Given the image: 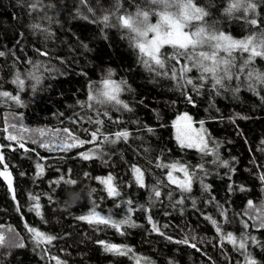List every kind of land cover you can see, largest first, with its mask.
Here are the masks:
<instances>
[{"label": "trees", "instance_id": "obj_1", "mask_svg": "<svg viewBox=\"0 0 264 264\" xmlns=\"http://www.w3.org/2000/svg\"><path fill=\"white\" fill-rule=\"evenodd\" d=\"M30 2L0 0V52L5 53L0 56V92L19 97L17 102L0 96V153L4 157L0 171L6 164L12 176L11 189L0 177V233L5 237L0 264H56L53 257L63 264H137V260L140 264H245V255L221 240L217 225L208 217L217 221L223 234L249 237L246 253L255 264H264V227L256 219L264 205V180L260 179L264 175V85L249 90L247 77L239 75L237 80L233 69L231 81L213 88L211 78L201 81L199 70L192 68L185 75L196 85L193 88L179 78V71L177 79L171 78L172 66L191 67L182 56L179 64L165 59V69L149 71L130 38L134 34L118 26L115 16H135L138 10H147L150 22L157 23V13L164 9L151 0H42L36 11H30ZM229 2L193 0L207 15L184 31L214 26L234 39L264 33V0H253L255 13L240 10L231 15L225 11ZM105 15L111 26H105ZM252 19L256 25L248 22ZM33 24H40V29ZM182 51L170 45L161 48L163 57ZM233 55L239 68L249 54L235 51ZM263 58L252 62L261 73ZM18 73L23 88L13 82ZM109 78L125 82L118 98L131 110L88 100L90 90L93 95L102 92V82ZM183 112L195 121L207 120L208 147L218 159L213 153L181 147L174 121ZM11 124L30 131L17 133ZM64 128L85 141L99 128L98 139L67 151H49L33 143L41 139L37 129ZM120 131L129 132L128 139L112 143ZM9 132L22 135L28 149L6 139ZM90 150L96 155L84 160L80 153ZM172 162L188 166L191 192L171 184L169 169L156 166ZM37 163L43 165L41 175H37ZM133 166L144 174L143 187L136 182ZM108 175L114 177L119 196H109L97 179ZM173 175L184 179L181 171ZM68 180H75V185H67ZM153 188L160 191L159 197ZM68 190L79 192V199L68 201ZM30 196H39L42 216L31 210L35 201ZM249 200L255 211L248 208ZM93 210L117 221L130 219L131 224L117 231L110 225L78 219ZM153 223L159 231L153 230ZM28 227L56 239L37 246ZM185 237L189 244L176 242ZM100 241L132 251L127 255L107 252Z\"/></svg>", "mask_w": 264, "mask_h": 264}, {"label": "snow or ice", "instance_id": "obj_2", "mask_svg": "<svg viewBox=\"0 0 264 264\" xmlns=\"http://www.w3.org/2000/svg\"><path fill=\"white\" fill-rule=\"evenodd\" d=\"M83 2V0H82ZM152 3L163 6V11L157 13L159 19L157 23H151L149 20L150 13L149 11L138 10L135 13V16L132 14L127 15H117L115 16L116 24L127 28L130 32L131 39L134 42V46L139 49L141 54V60L144 63L145 67L149 71L156 69H165V59H175L177 64H179V57H183L185 60L189 61L191 67L188 64L180 65L179 69L174 65L171 67V78L177 79V72L179 71V78L183 80L184 84L192 85L193 88H196V85L193 84L192 79L186 77V73L190 72L192 68H196L200 72V80L204 81L208 78H211L213 81V88H223L225 86V81H231L233 79V69L236 70V79L239 80V75L245 74V69L254 61L255 57H264V33H261L259 37L256 35L245 37L244 39H234L230 35H226L222 31H218L214 26H196L195 31H184L185 27H191L192 21H202L207 13L204 9L198 7L193 3V0H173V3H169L168 0H151ZM42 7V0H31L29 4L30 11H36L38 8ZM170 8H175V12H170ZM256 4L253 0H230L228 8L225 9L226 13L231 15L234 11L242 10L245 14L252 12L255 13ZM245 18L247 16L245 15ZM110 17L108 15L103 16V22L105 26H111L109 24ZM252 25L257 24L256 19L248 21ZM34 29H40V24H33ZM149 33H152L153 36L149 39ZM170 45L173 48H179L183 50L177 54H174L171 57H163L161 54V48L164 45ZM239 51L241 54L248 53V57L244 59L239 68H236L235 56L233 53ZM223 52L225 55H221ZM4 52H0V56H4ZM159 74V72H158ZM164 75H168V72L165 71ZM30 75H33L30 73ZM111 75V74H109ZM248 80L249 90L256 91V85H264V73L259 72L258 70H251L246 73ZM39 82V77H33ZM17 83L21 88L24 86V80L20 79L19 73L17 74L16 80L13 81ZM103 91L93 95L91 90L88 96L89 101L95 100L98 103H109L112 102L115 105H122L124 109H128V105L123 103L119 98L118 94L122 91L121 85L125 82L117 83L113 80L105 79L103 80ZM183 86V85H181ZM238 90V89H236ZM0 96L8 97L10 99L16 100L19 102L18 96H11L8 92H0ZM189 102H191V97H187ZM91 107V104H89ZM107 115V113H105ZM191 120L192 118L186 113L179 116L174 122V126L177 128L176 139L179 141L181 147H196L199 151L205 155L209 153H214V150L209 149L208 143L204 137L199 133L196 134V139L192 138V129H191ZM181 122H188L182 124ZM97 124H102L103 121H96ZM12 129L16 130L17 133L28 132L30 131L27 128L17 129L15 124L9 125ZM201 132H203V121L200 122ZM5 132H8V128L4 129ZM87 131V130H85ZM151 131V129H149ZM38 133L41 139L39 141L33 140V143H39L40 147L48 149L49 151L55 150H64L67 151L72 148L81 147L85 143H95L98 139L99 128L90 133L91 140L85 141L80 139L75 135L70 129H55V130H45L37 129L35 130ZM130 133L127 131H120L114 134V139L111 140L112 143L119 141L121 138L127 140ZM47 137V139H44ZM6 139L10 141H15L20 148H24L25 144L23 142V136L13 134L9 132ZM105 140H108V137H104ZM27 150V149H25ZM96 155L94 150L88 152L80 153V156L84 160L92 159ZM4 160L3 154L0 153V163ZM225 167L228 166L227 161H221ZM157 167L169 169L167 174V180L171 184H176L182 192H191L192 185V174H190L188 166L180 164L179 162H172L170 164L157 163ZM201 170L203 165L199 166ZM37 175H41L44 171L43 165L40 163L36 164ZM181 171L183 172L184 179L181 180L178 177L173 175L174 172ZM133 173L135 175L136 182L143 187L144 179L143 172L140 168L133 166ZM0 177H3L9 188H12V176L10 171L7 170V165H4V170L0 171ZM100 180L101 184H104L109 196H119L117 188L113 185L114 177L108 175L106 178H97ZM261 180H264V175L260 176ZM63 180V177H61ZM56 183H59L57 181ZM65 183L69 186L75 185V180H68ZM243 191V189H241ZM153 193L156 197L161 195L160 191L156 188H153ZM65 196L68 201L73 202L79 199V192H72L70 190L65 192ZM13 198L15 199L14 192ZM30 199L34 200L35 203L32 207V211H35L38 216H42L40 211L41 205L39 203V196H30ZM51 200V197H49ZM131 204V201H128ZM178 203H183V200H180ZM195 203V201H193ZM248 208L256 210V206L253 205L251 200L248 201ZM259 214L256 216V219L259 221L258 226L264 227V205L260 206ZM129 212L132 211L131 208L128 209ZM252 218L251 216L249 217ZM80 220L87 221L89 224H106L115 228L117 231L121 230L122 225L131 224L130 219L114 220L111 217H103L100 213L93 210L88 215L78 217ZM149 222L151 223V217L149 216ZM211 220L213 225L216 226L217 233H221V240H227L237 248L238 251H241L245 255V264H255V261L251 258L250 254L246 253L247 240L249 237L246 235L241 236L239 239L229 232L227 234L222 233L221 227L217 224L215 219L208 217ZM153 230L159 231L158 227L153 223ZM27 227V225H26ZM244 227L247 228L248 224L245 221ZM28 231L33 234V240L39 246L40 244H51L53 240L56 239L55 236L47 235L34 227H28ZM163 235V233H161ZM169 239H171L169 237ZM253 242L255 238L251 237ZM5 237L0 233V245H3ZM177 243L189 244V240L185 237L183 240L176 241ZM104 245L105 251L112 252L117 255H127L132 250L125 246H120L116 244L106 243L100 241ZM9 246H20L23 247V244L16 245L15 243H10ZM190 246L196 247L195 244ZM56 259V264H63L58 258ZM137 264H140V261L137 260Z\"/></svg>", "mask_w": 264, "mask_h": 264}, {"label": "rangeland", "instance_id": "obj_3", "mask_svg": "<svg viewBox=\"0 0 264 264\" xmlns=\"http://www.w3.org/2000/svg\"><path fill=\"white\" fill-rule=\"evenodd\" d=\"M152 36H153V34L151 33L150 35H149V39H151L152 38ZM167 45V44H166ZM166 45H164V46H166ZM221 54V53H220ZM221 55H223V54H221ZM186 112H183V113H179L178 115H177V117H176V119H175V121L177 120V118L179 117V116H181V115H183V114H185ZM188 116H190L191 118H192V120H191V129H192V138H193V140H195L196 139V134L197 133H199V134H201V135H204V137H205V139H206V141H207V143H208V146H209V141H210V139H209V127H208V125L206 124V122H207V120L206 119H204V120H199V121H195L194 119H193V117L189 114V113H186ZM174 121V122H175ZM201 121H203V132H201V128H200V122ZM182 124H185V123H188V122H181ZM174 133H175V137L177 136V128L174 126ZM179 142V141H178ZM180 144V143H179ZM187 148H193V149H197L198 150V148H196V147H187ZM181 180H183V177L181 178Z\"/></svg>", "mask_w": 264, "mask_h": 264}, {"label": "bare ground", "instance_id": "obj_4", "mask_svg": "<svg viewBox=\"0 0 264 264\" xmlns=\"http://www.w3.org/2000/svg\"><path fill=\"white\" fill-rule=\"evenodd\" d=\"M264 59V58H263ZM262 64L264 65V60H262ZM253 69H255V70H258V69H256L255 67H253V64L251 63L250 65H249V67L247 68V69H245V74H241L243 77H246V73L248 72V71H251V70H253Z\"/></svg>", "mask_w": 264, "mask_h": 264}, {"label": "clouds", "instance_id": "obj_5", "mask_svg": "<svg viewBox=\"0 0 264 264\" xmlns=\"http://www.w3.org/2000/svg\"><path fill=\"white\" fill-rule=\"evenodd\" d=\"M73 202H75V201H73Z\"/></svg>", "mask_w": 264, "mask_h": 264}]
</instances>
